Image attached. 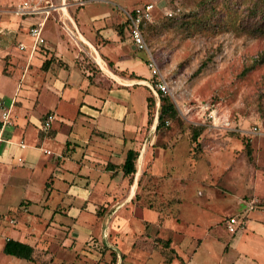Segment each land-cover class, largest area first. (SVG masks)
Wrapping results in <instances>:
<instances>
[{"label":"rangeland","instance_id":"obj_1","mask_svg":"<svg viewBox=\"0 0 264 264\" xmlns=\"http://www.w3.org/2000/svg\"><path fill=\"white\" fill-rule=\"evenodd\" d=\"M23 1L34 7L46 3L0 0V10L15 14V7ZM198 1L84 0L83 6H77L85 23L93 17L90 23L94 27L107 26L103 34L114 39L115 30L110 24L123 20L121 8L153 5L148 44L167 80V95L177 118L154 130L155 144L149 150L147 163H136L137 175L122 176L123 181L119 175L115 177L110 185L114 194H108V199L92 196L84 201L81 211L79 203L75 204L78 210L69 213L76 216L75 228L63 215L54 213L55 219L49 220L51 208L63 201L61 196L52 193L46 201L50 207L39 206L44 171L35 170L34 181L25 190L16 183L23 178L18 170L1 173L6 190L0 197V264H115L119 259H124L123 264H162L161 259H175V253L163 246V240L175 239L176 251L178 240L173 238V232L180 230L186 235V247L179 249L180 254L192 259L189 264H215L217 259L233 257L224 251L232 238L225 229L226 220L234 213H242L241 200L264 193V32L230 28L186 35L176 28H164L161 22L168 13L187 11ZM123 33L128 35L126 28ZM138 53L142 56V52ZM203 61L206 65L193 74ZM138 69L145 71L142 63ZM13 83V78L1 75L0 90H11ZM134 101L133 116L138 124L143 98L134 97ZM65 122L59 117L54 125L61 127ZM150 125H146V131ZM191 126L201 128L196 140L199 144L191 141ZM120 128L117 125L114 132H120ZM49 147L55 149L52 142ZM16 158L15 155L14 164ZM130 194L132 197L127 199ZM23 195L32 200L24 219L33 222L30 227L34 231L25 237L29 243L35 241V262L1 250L5 238H19L22 217L11 207ZM254 201L255 206L259 205L258 198ZM55 210L59 211V206ZM248 233L245 230L244 234ZM190 236L200 237L201 243L191 242ZM243 242L249 247L248 239ZM251 250L253 254L255 250L261 253V248L255 246Z\"/></svg>","mask_w":264,"mask_h":264},{"label":"crops","instance_id":"obj_2","mask_svg":"<svg viewBox=\"0 0 264 264\" xmlns=\"http://www.w3.org/2000/svg\"><path fill=\"white\" fill-rule=\"evenodd\" d=\"M82 1L44 0L45 4L37 6L39 11L26 16L0 10V77L14 80L11 90H0V107L9 109V122L3 126L0 122V197L6 190L1 173L18 170L23 178L16 183L25 190L34 181V171L41 169L44 173L40 178L39 206L49 208L46 201L52 193L61 196L60 200L66 202L55 203L49 220H54L55 214L63 215L73 228L77 226L76 216L71 217L70 210H83L84 201H89L92 196L108 199V194H114L110 185L118 175L124 177L120 165L127 150L138 151L136 163L139 161V165L147 163L149 150L155 144L156 124L154 118L146 131L145 98L150 90L156 92L150 85L144 54L139 57L124 30L121 36L115 30L124 17L119 23L111 22L115 37L108 38L103 34L107 26L94 27L90 23L93 17L86 23L82 20L79 8L83 6ZM37 23H42L44 42L31 52L28 29ZM18 44L25 47L20 48ZM141 63L145 71L138 69ZM134 97L143 98L138 124L133 116ZM36 107L38 111H35ZM48 114L53 118L49 128L42 130L39 126ZM59 117L66 121L64 126L54 125ZM117 125L121 127L120 132H114ZM51 142L54 150L49 147ZM15 155L16 164L13 163ZM109 164L114 165L113 170L107 169ZM136 185L137 181L131 188ZM131 197L130 194L127 199ZM257 198L259 205L255 206ZM179 199L182 201L181 197ZM240 202L243 211L232 216L235 231L224 245L225 253L230 252L233 257L217 259L215 264H264V193ZM31 203L32 200L23 195L11 209H16L23 223L17 230L19 238L15 240L35 249V241L29 243V238L25 237L34 231L30 227L33 222L24 219ZM76 203H79L78 209ZM56 206L59 211L55 210ZM176 211L178 215L179 210ZM139 219L147 222L145 218ZM225 229L230 234L227 227ZM247 229L249 233L244 234ZM175 237L178 240L176 251L173 249L175 239L166 237L163 240L168 241L166 248L173 249L170 251L175 253V259H161L162 264H189L192 259H184L179 250L186 247L183 243L186 235L182 230L174 231ZM190 238L196 245L201 243L200 237ZM245 239H248L249 247L243 242ZM252 246L261 248V253L257 250H253L255 254L251 253ZM247 256L252 259H246ZM123 261L119 259L115 264H123Z\"/></svg>","mask_w":264,"mask_h":264},{"label":"trees","instance_id":"obj_3","mask_svg":"<svg viewBox=\"0 0 264 264\" xmlns=\"http://www.w3.org/2000/svg\"><path fill=\"white\" fill-rule=\"evenodd\" d=\"M151 21L142 25V33L148 43L147 27ZM161 23L164 28H176L185 32L186 35L193 34V31H221L230 28H240L243 31L251 33L264 32V0H199L194 8L183 12L168 13V17ZM125 21L117 24L115 30L120 36L125 27ZM164 30V29H163ZM203 61L193 74H197L204 66ZM151 92V93H150ZM146 96V115L147 124H151L156 118L155 130L166 126L167 122L177 118V111L168 95L159 91L153 93L150 90ZM201 128L191 126V141L197 142V137ZM247 154L250 155V147L246 142ZM138 151L129 149L126 152L125 159L120 165L124 176H133L136 172V159ZM114 165H107L108 170H113ZM165 247L168 241L163 242ZM2 252L20 259L35 262V249L33 246L12 238L4 241ZM173 251V249H169ZM169 259V258H168Z\"/></svg>","mask_w":264,"mask_h":264},{"label":"built area","instance_id":"obj_4","mask_svg":"<svg viewBox=\"0 0 264 264\" xmlns=\"http://www.w3.org/2000/svg\"><path fill=\"white\" fill-rule=\"evenodd\" d=\"M39 11L37 7L30 5L27 1L19 3L14 12L17 15L33 14ZM124 16L125 27L128 36L134 45L135 49L144 54L145 65L150 74V85L153 91H159L162 94H169V86L167 80L161 71V68L153 55L149 44L147 43L142 33V25L152 19L153 5L151 3H144L130 9L121 8ZM28 35L31 38L30 51L32 52L36 45L42 44L44 39L42 37V23L31 25L28 29ZM20 48H24L25 45L20 44ZM0 122L3 125L9 122V109L0 107ZM52 114H48L47 117L41 122L39 128L46 130L49 128ZM235 219L229 217L227 219L226 227L230 233L235 231Z\"/></svg>","mask_w":264,"mask_h":264}]
</instances>
